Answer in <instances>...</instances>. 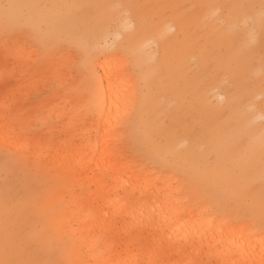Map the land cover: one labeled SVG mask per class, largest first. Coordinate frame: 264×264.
<instances>
[{
    "label": "rangeland",
    "instance_id": "1",
    "mask_svg": "<svg viewBox=\"0 0 264 264\" xmlns=\"http://www.w3.org/2000/svg\"><path fill=\"white\" fill-rule=\"evenodd\" d=\"M107 56L127 96L109 117L96 66ZM95 116L106 140L92 167L113 142L209 207L212 227L264 233V0H0V264L94 263L65 227L67 195L87 199L92 173L52 159L57 145L81 152ZM100 233L98 250L112 236Z\"/></svg>",
    "mask_w": 264,
    "mask_h": 264
},
{
    "label": "bare ground",
    "instance_id": "2",
    "mask_svg": "<svg viewBox=\"0 0 264 264\" xmlns=\"http://www.w3.org/2000/svg\"><path fill=\"white\" fill-rule=\"evenodd\" d=\"M118 59L107 56L100 58L96 64L101 71L102 81L106 82V88L100 89V110L107 105V117L118 110L127 98L121 86L117 89L113 87L116 77L121 79L125 76L112 64ZM94 119L98 120L99 130H90V143L81 152L78 151L79 145L76 148L73 145L68 151L57 145L52 159H63V171L76 165L92 173L87 181L96 188L89 192L87 199L72 193L67 195L68 203L72 207L75 205V209L67 210L68 222L65 227L83 242L80 246L84 252H91L88 258L93 264H264V233L245 223L230 225L227 219L212 227L216 216L206 217L209 207L189 204L172 182L162 179L155 171L144 173L143 167L127 161L115 143L110 142L107 147L101 145V152L106 156L104 164L107 165L99 167L100 171L92 167L90 162H93V156L98 151V137L106 140L105 132L99 133L102 116H95ZM0 135L3 137L2 133ZM3 140L6 138L3 137ZM129 169L128 174L123 173ZM107 174L112 177L105 179ZM127 181L130 189L125 188ZM131 199L139 204H132ZM134 215H138L136 222L126 225V218ZM108 217L119 220L113 226L104 227ZM201 225L206 227L203 229ZM137 227L141 233L135 237L132 229ZM148 227L153 230L151 234L145 233ZM105 229L112 233L111 240L98 250L96 247L102 239L100 232ZM124 234L127 240L121 242L119 238ZM137 238L141 243H135ZM115 245L121 248L120 254H106Z\"/></svg>",
    "mask_w": 264,
    "mask_h": 264
}]
</instances>
